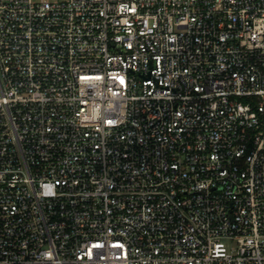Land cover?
Wrapping results in <instances>:
<instances>
[{
  "label": "built area",
  "instance_id": "2783aa9c",
  "mask_svg": "<svg viewBox=\"0 0 264 264\" xmlns=\"http://www.w3.org/2000/svg\"><path fill=\"white\" fill-rule=\"evenodd\" d=\"M0 264H264V0H0Z\"/></svg>",
  "mask_w": 264,
  "mask_h": 264
}]
</instances>
